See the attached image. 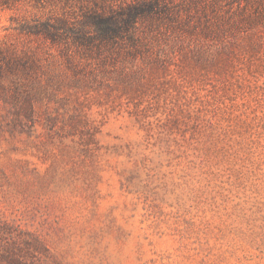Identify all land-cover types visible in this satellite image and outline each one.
I'll use <instances>...</instances> for the list:
<instances>
[{
	"label": "rangeland",
	"instance_id": "374dc122",
	"mask_svg": "<svg viewBox=\"0 0 264 264\" xmlns=\"http://www.w3.org/2000/svg\"><path fill=\"white\" fill-rule=\"evenodd\" d=\"M116 1L0 2V264H264V16L68 32Z\"/></svg>",
	"mask_w": 264,
	"mask_h": 264
},
{
	"label": "trees",
	"instance_id": "16d2710c",
	"mask_svg": "<svg viewBox=\"0 0 264 264\" xmlns=\"http://www.w3.org/2000/svg\"><path fill=\"white\" fill-rule=\"evenodd\" d=\"M0 2L7 3L8 0H0ZM211 2L214 4L215 0ZM246 2L254 8V13H256L258 17L264 16V0H247ZM111 4L112 5L108 6V9L96 4L93 8L84 13V21L80 29L84 30L89 26L94 32L89 38L71 28L68 29V32L74 34L75 39L80 42H91L92 39L112 41L119 38L120 34L132 30L139 21L146 18L156 17L158 19L167 20L169 26L174 25V23L177 25L180 24L178 20L175 19L180 17L179 13L181 10H179L178 7L182 6V4H177L176 6L173 0H119ZM182 9L189 13L192 12V8L187 5L182 7ZM201 9L204 8L199 6L196 8V11L198 12ZM236 23L238 25V22L234 24ZM22 27L23 30L27 32L44 34L52 39L57 37V31L61 29L60 26L52 25L49 22H36L33 25L25 23ZM207 29L213 31L210 27H207ZM221 30H224L223 26H221ZM129 41L136 43L134 41V35L130 36Z\"/></svg>",
	"mask_w": 264,
	"mask_h": 264
}]
</instances>
